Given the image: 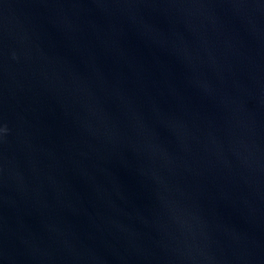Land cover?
Listing matches in <instances>:
<instances>
[{"label": "water", "instance_id": "obj_1", "mask_svg": "<svg viewBox=\"0 0 264 264\" xmlns=\"http://www.w3.org/2000/svg\"><path fill=\"white\" fill-rule=\"evenodd\" d=\"M0 264H264V0H0Z\"/></svg>", "mask_w": 264, "mask_h": 264}]
</instances>
